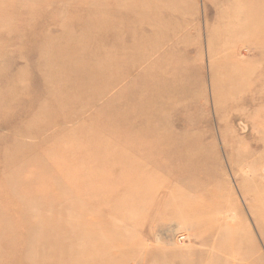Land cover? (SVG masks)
Here are the masks:
<instances>
[{"label": "rangeland", "instance_id": "374dc122", "mask_svg": "<svg viewBox=\"0 0 264 264\" xmlns=\"http://www.w3.org/2000/svg\"><path fill=\"white\" fill-rule=\"evenodd\" d=\"M0 264H264V0H0Z\"/></svg>", "mask_w": 264, "mask_h": 264}, {"label": "bare ground", "instance_id": "6f19581e", "mask_svg": "<svg viewBox=\"0 0 264 264\" xmlns=\"http://www.w3.org/2000/svg\"><path fill=\"white\" fill-rule=\"evenodd\" d=\"M163 116V115H162ZM159 144V143H158Z\"/></svg>", "mask_w": 264, "mask_h": 264}]
</instances>
